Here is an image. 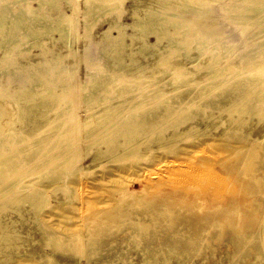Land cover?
Returning a JSON list of instances; mask_svg holds the SVG:
<instances>
[{
  "label": "rangeland",
  "instance_id": "374dc122",
  "mask_svg": "<svg viewBox=\"0 0 264 264\" xmlns=\"http://www.w3.org/2000/svg\"><path fill=\"white\" fill-rule=\"evenodd\" d=\"M4 1L0 0V6ZM7 1L8 17L24 8L25 11H31V17L34 18L32 11L36 9L39 10V14L48 18L49 23L56 25L58 12L62 11L71 17L69 29H72L69 36L73 39L67 44L68 42L59 40V33L55 31L37 34L34 39L28 40L29 36L24 30L17 31L16 37L20 39H16V42L19 46L12 50L11 56L7 46L0 47V84H4L6 92L18 89L24 82L25 86H30L26 81L30 73L25 70H32V64L45 56L51 58L52 55H56L67 70V73L55 82L56 88L61 91L70 87L80 96L75 98L73 104L83 120L86 118L87 104L81 97L85 92L81 93V90L87 73L90 72L85 61V47L88 44L91 46V56L95 63L108 68L113 59L104 56L105 50H102L108 48L109 51L111 45L103 38L102 32L111 22L133 23L138 18L133 16L135 11L138 13L137 16L146 18L147 10L156 9L159 20L164 23L163 28L170 29L171 32L175 29L164 19L168 16L181 20V24L183 23L180 26L181 32L188 30L189 20L196 18L198 15L196 13L200 14L196 20L206 21L208 25L202 31H198L196 26L192 27L191 32H193L187 40L182 39L181 33L176 35V38L183 42L191 40L187 52L193 57H199L193 58L194 60L187 57L184 48L173 47L169 51L175 56L172 61L176 58L175 61L180 62L177 63L179 74L184 75L182 77L189 75L185 79L186 82L191 83L193 79L199 83L205 82L210 66L209 57L214 52H218V63L223 68L228 65H238L244 54L250 56L252 54L253 58L250 60L254 64L264 61L262 57L264 50L259 44L264 40V31L260 32L264 11L245 20H236L241 16L240 14L236 17L225 13L226 6H231L236 0H189L197 4V7H201L199 10L189 12L180 0H88L89 4L101 2L107 5L105 9L95 14L86 12L87 0L71 2L58 0L56 4H46L42 9L39 8V0ZM211 24L216 27L218 35L220 33L225 35L220 34L219 39L215 34L214 42L207 44L200 52L197 49V39ZM126 31L132 33L133 29L128 27ZM115 34H118L117 31ZM135 39L132 43L131 38L127 37L128 43H132V46L126 48L124 56L126 62L130 63L127 54L133 50L136 67L141 64L149 67L153 65L158 52L168 44V40L165 39L158 48L149 47L141 51L143 39L139 36ZM231 39H238L239 45L229 57L226 58L223 49L216 52L219 43ZM149 40L156 42V36L150 35ZM6 54L8 59L5 58ZM10 59L21 67L25 66V69L18 70L15 65H9V72H3L4 65L9 64ZM126 70L129 71L128 68ZM146 72H150L148 75L152 76L151 68ZM174 75L177 74L164 73L148 84L147 88H157L159 83L169 77L172 79ZM244 80L255 81L253 78ZM256 83L263 87L264 77ZM176 84L168 85L166 82L160 91L172 92ZM136 89L134 87L131 93L137 94ZM244 95L246 94L239 93L238 98H243ZM261 98L264 99V95ZM0 101H8L6 108L11 113L12 107L9 102L14 103V101L3 97H0ZM9 116L10 114L7 118ZM224 125L225 123L220 121L216 123L210 134L192 136L185 140L179 139L173 149L149 151L143 146L135 154L121 159H101L94 162L96 149L94 145L84 159L72 166V168L77 167L75 170L62 172L64 176L55 179L46 172L50 171L47 160H52L56 150L52 151L54 148H51V145L36 149L31 160L26 159L23 163L22 170H25L23 178L26 182L32 180L30 188H38L47 196L46 205L40 209L38 218L43 223L45 232L59 241L62 247L57 250L60 261H67L69 264H95V262L97 264V261L101 264H145V259H152L154 264H166L165 261L167 264H249L259 253L263 259L259 258L257 264H264V237L253 236V233L261 229L260 222L264 223V117L252 116L243 129L244 132H250L244 138L224 135ZM16 126L20 127L18 124ZM202 128H206L205 123L202 124ZM8 129L10 128L7 127ZM17 147L12 150L19 151ZM82 148L87 149L86 145ZM6 149L10 147L6 146ZM179 179L184 182L181 183ZM81 182H84V185ZM141 188H144L143 191ZM147 197L152 198L154 202L150 211L159 223L151 222L145 216H138L137 222L146 231L142 233L134 230L136 226L131 223V219L135 216V212L141 211L139 199ZM21 208L24 210V217H20L18 212L14 211L7 218L16 219L15 225L23 238L22 243L12 253H0V264H45L42 259L22 256L25 250L29 249L39 250V253L44 249L48 254H52L53 248L51 245H46V236L41 233L33 218H29L32 216L28 211L30 205L24 204ZM25 214L28 221L25 220ZM186 216H188L187 221L184 222ZM199 217L210 219L196 226L194 219ZM131 234L136 235L139 246H135L130 238ZM235 235L240 236L239 242L234 239ZM245 236L247 240L250 239L246 245L244 244L246 239H241ZM167 245L173 247V251H169ZM186 246L192 250L189 251ZM148 247L150 250L147 249ZM90 252H92L91 256Z\"/></svg>",
  "mask_w": 264,
  "mask_h": 264
},
{
  "label": "bare ground",
  "instance_id": "6f19581e",
  "mask_svg": "<svg viewBox=\"0 0 264 264\" xmlns=\"http://www.w3.org/2000/svg\"><path fill=\"white\" fill-rule=\"evenodd\" d=\"M57 1L39 0V8H44L46 4L54 5ZM71 1L69 0V2ZM7 2L5 0L0 6V47L7 46L10 56L12 50L19 46L16 39L20 38L16 37V32L20 30H24L27 33L29 36L28 40H31L37 34L41 35L43 32L51 33L55 31L59 33V40L68 42L67 44L73 39H70L69 36L72 29H69V25L72 22L71 17L62 11L58 12L56 25H52L48 22V18L39 14V10L37 11L36 9L32 11L34 18L31 17V11H25L24 8L23 10L19 9V12H14L11 17H8L6 12L9 8L6 10V7L9 3L6 4ZM180 3L188 12L201 9V7H197V4H193L189 0H180ZM106 7L105 3L96 2L95 4H89L87 0L86 12L95 14ZM28 8L31 9L29 6ZM28 8L26 7L25 9L27 10ZM261 11H264V0H236L231 6H226L225 8V13H230L229 16L235 15L237 17V14H240L241 16L236 18L239 21L248 19ZM209 13L212 12L210 11ZM137 14V11L133 13L134 17H138L133 23L124 24L122 22V24H118L117 22H111L109 27L102 32L103 38L111 45L109 51H107L108 48L102 50H105L104 56L113 59L111 63L109 62L110 64L107 63L109 64L108 68L95 63L91 56V46L88 44L85 47V61L90 69L81 90V93L82 91L85 92L84 96L81 97L87 104L85 120L74 109V100L75 98H80V96L76 95L70 87L67 90L63 88L61 91L56 88L55 82L67 73L65 65L62 64L61 59L56 55H52L51 58L45 56L42 60L32 64V70H25L30 73L27 78L25 77L30 86H25L24 82L18 89L6 92L4 84H0V97L6 100L11 98L14 101V103L9 102L12 107L11 113L6 108L8 101H0V253H12L21 245L23 238L19 229L16 228V219L7 218V216L17 211L20 217H24V210L21 206L29 204L30 208H28V211L32 213L29 218H33L41 233L46 236L45 243L52 246L53 253L48 254L44 249L40 250L42 253H39V250L33 251L29 249L25 250L22 256L42 259L45 264H69L67 261H60L57 250L62 247L59 241L53 235L45 232L43 223L38 218L40 209L46 205L47 196L38 188H30L32 180L26 182L25 178H23L25 177L23 176L25 170H22L23 163L26 159L31 160L35 155L36 149L51 145V148H54L52 151L56 150L52 160H47V167L49 166L48 169L50 171L46 172L48 176L55 179L64 176L62 172L66 173L68 170H75L77 167L72 168V166L84 159L94 145L96 146L93 156L94 162L101 161V159H121L135 154L143 146L149 151L173 149L175 142L179 139L185 140L192 136L212 133V129L220 121L225 123L224 135H237L244 138L250 132L246 130L244 132L243 129H245L252 116L264 117V99L261 98L264 95V86L261 87L256 83V81L264 77V61L254 64L250 60L253 58L252 54L251 56L244 54L240 58L238 65H228L223 68L218 63L217 51L223 49L226 58L229 57L231 52L238 47V39L219 43V47L216 48L217 53L214 52L209 57L210 66L205 82L199 83L193 79L190 83L185 81L189 77L188 74H186V77H182L184 75L179 74L180 72L177 68L180 62L178 61L179 64H177L176 58L175 62L172 61L175 56L169 51L173 47L184 48L187 57L191 59L199 57H193L192 54L191 56L187 52L191 40L183 42L181 39H177L176 35L181 33L182 39L187 40V37L193 32H191V28L196 26L198 31H202L208 25L206 21L202 19L196 20L199 17L198 15H200L196 13L198 14L196 18L189 20L188 30L181 32L182 27L180 28V26L183 24H181V20L168 16L164 19L167 20L169 25L174 27V32H171L170 29L165 30L163 28L164 23L159 20L156 9L147 10L146 18H141ZM263 20L260 32L264 31ZM213 25H209V28L201 32L197 39V49L200 52L207 44L214 42V35L219 33ZM128 27L133 29L132 33L126 31ZM116 31L118 34H115ZM220 34L222 36L225 35L223 33ZM150 35L156 36V42L149 40ZM137 36L143 39L141 51L149 47L158 48L165 39L168 40V44L163 50L161 49L158 52L155 62L151 60L154 63L150 67L145 64L140 65L142 62L139 63L140 66L136 67V56L134 57L135 53L133 50L127 54L131 62L127 63L125 60L126 48L132 46L131 44ZM127 37L131 38L132 43H128ZM259 44L261 45L260 48L264 50V40L260 41ZM262 57L264 58V54ZM5 58L8 59V54H6ZM103 62L105 63V61ZM9 65H15L18 70L25 69V66L21 67L20 64H16L10 59L9 64L4 65L3 72H9ZM197 66L200 68L199 64ZM150 68L152 69V76L148 75L150 72H146ZM173 72L177 75H174L175 77L172 79L169 77L159 83L156 86L157 88H147L148 84L154 82L162 74ZM241 73H244V75ZM245 78H253L255 81L248 82L244 80ZM166 82H168V85L177 83L172 92L160 91ZM134 87L137 88L136 91L138 90L137 94L131 93ZM74 89L76 90V88ZM239 93L246 95L243 98H238ZM8 114H10L9 118H7ZM219 119L221 120L219 121ZM186 122L188 123L186 124ZM203 123L206 124L204 129L202 128ZM17 124L20 126L19 128L16 126ZM184 124L186 125L183 126ZM7 127L10 129L7 130ZM137 137L139 139H136ZM83 145H86V150H83ZM6 146H9L10 149H6ZM15 147L19 151L12 150ZM32 161L36 160L32 159ZM179 171L182 170L179 169ZM193 184L195 185V183ZM188 187L190 188V186ZM139 202L141 211H139L140 213L135 212L131 223L136 226L135 231L145 233L143 226L137 222L138 216H145L149 221L157 224L159 220L150 211L154 205L152 198H141ZM190 208L191 206H189ZM187 217L183 220L184 222L187 221ZM209 219V217H199L195 218L194 221L196 226H198L200 222L208 221ZM25 220L28 221L26 214ZM215 224L218 223L215 222ZM260 225L261 229L253 233L255 238L264 237V223L260 222ZM238 237L240 236L238 235ZM238 237L235 235L234 239L239 242ZM246 237H241V239H246ZM130 238L136 247L139 246L135 234H131ZM249 240L246 239L244 244L246 245ZM187 248L189 251L192 250L190 247ZM94 249L96 250V248ZM168 249L173 251L171 246ZM96 258L98 259V257ZM259 258L263 259V256L258 253L249 264H257ZM165 262L167 264V261ZM97 264L101 263L97 261ZM145 264L154 263L152 259H145Z\"/></svg>",
  "mask_w": 264,
  "mask_h": 264
}]
</instances>
